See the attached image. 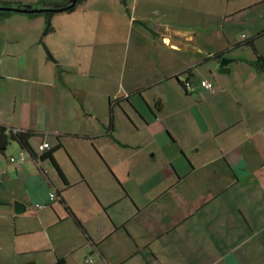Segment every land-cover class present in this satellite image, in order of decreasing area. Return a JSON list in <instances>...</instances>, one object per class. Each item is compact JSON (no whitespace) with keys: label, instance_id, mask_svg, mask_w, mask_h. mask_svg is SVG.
<instances>
[{"label":"crops","instance_id":"obj_1","mask_svg":"<svg viewBox=\"0 0 264 264\" xmlns=\"http://www.w3.org/2000/svg\"><path fill=\"white\" fill-rule=\"evenodd\" d=\"M46 13L0 10V124L33 133L0 153V264H244L220 201L264 200V0H76L44 33Z\"/></svg>","mask_w":264,"mask_h":264},{"label":"rangeland","instance_id":"obj_2","mask_svg":"<svg viewBox=\"0 0 264 264\" xmlns=\"http://www.w3.org/2000/svg\"><path fill=\"white\" fill-rule=\"evenodd\" d=\"M122 43V42H121ZM122 45L119 43L114 45V50L112 51L111 58L113 64L110 66L113 70H122L123 60L119 59V50ZM185 76V75H183ZM182 76V77H183ZM11 84H16V82H11ZM15 157L16 155H11ZM182 161H185L181 157ZM16 200H13V211ZM219 203H214L208 208V210L215 209L218 211L217 206ZM221 211L224 212L229 218H237V221L234 219L225 220V230H240L248 232V236L237 237L233 234V237H230L228 240H231V245L235 247L234 251L236 255L242 257L244 264H264V200H221L220 201ZM212 212V210H211ZM241 213V214H240ZM197 220L201 219L202 224L205 229L217 225L216 220L212 219V214L209 216L212 220L204 221V217L198 216ZM20 216V215H19ZM196 224L197 221H196ZM8 228H13L11 221L2 225L0 223V240H4ZM7 229V230H6ZM217 230H222L220 225L216 227ZM24 238V236L19 237ZM241 238V239H240ZM22 240V239H20ZM22 242H26L25 240ZM240 243V244H239ZM243 244V245H241ZM234 254V255H235ZM3 255L0 252V256Z\"/></svg>","mask_w":264,"mask_h":264},{"label":"trees","instance_id":"obj_3","mask_svg":"<svg viewBox=\"0 0 264 264\" xmlns=\"http://www.w3.org/2000/svg\"><path fill=\"white\" fill-rule=\"evenodd\" d=\"M80 1H82V0H77V2H80ZM51 14H52L51 12L46 13V21H45L44 33L50 32V31L53 30V27L51 26L50 19H49ZM243 44H248L249 45L250 44V40L244 41ZM47 55H48V58L52 59V57H51V55L49 53H47ZM260 60H261V62H260L259 65L261 66V65L264 64V61L262 59H260ZM179 75H182V74H177V75L173 76V78L178 80ZM31 135H33V133L31 131H10L5 126L0 124V153L3 154V152L5 151V149L7 148V146L9 145V143L11 141L17 142L22 150L23 149H28V139L31 137ZM43 143H46L47 147H44V148L40 149L39 145H41ZM41 144L38 145V151L44 152L46 149L49 148V143L48 142H42ZM20 153H24V152H20ZM10 158H13V160H10V161H14L15 160L14 157H10ZM39 158L40 159H46V158L49 159L50 162L52 163V165L58 171V174L60 175V177H62V174H61V172H60V170L58 168V165L55 163V161H54V159L52 157V151L43 153L42 155L39 156ZM19 161H21V160H19ZM86 262H91V259L88 258L86 260ZM56 264H63V261L59 260V261L56 262Z\"/></svg>","mask_w":264,"mask_h":264},{"label":"water","instance_id":"obj_4","mask_svg":"<svg viewBox=\"0 0 264 264\" xmlns=\"http://www.w3.org/2000/svg\"><path fill=\"white\" fill-rule=\"evenodd\" d=\"M76 4V0H71L68 4H44L41 6L32 5V4H17V5H8V6H0L1 11H11V12H19V13H42V12H57V11H65L71 9ZM229 62L227 58H221L220 72H227L228 68L225 65ZM14 212L21 213L22 209L16 203L14 205Z\"/></svg>","mask_w":264,"mask_h":264},{"label":"built area","instance_id":"obj_5","mask_svg":"<svg viewBox=\"0 0 264 264\" xmlns=\"http://www.w3.org/2000/svg\"><path fill=\"white\" fill-rule=\"evenodd\" d=\"M184 86L188 88L190 86V82L189 81H185L184 82ZM201 86L204 87V88H206L207 90H209L211 92L214 91V86H213V84H212V82L210 80H202L201 81ZM44 147H47V144L46 143H43V144L39 145V148L40 149H42ZM24 158H25V154L24 153H20L19 156H18V159L22 161V160H24ZM10 160H13V158H10ZM49 196H50V198H52L54 196V193L53 192L50 193ZM35 206L38 209H40V208L43 207L40 204H36Z\"/></svg>","mask_w":264,"mask_h":264}]
</instances>
